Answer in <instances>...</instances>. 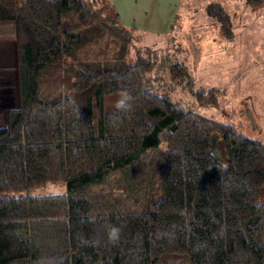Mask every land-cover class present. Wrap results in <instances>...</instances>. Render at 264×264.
<instances>
[{
	"label": "trees",
	"instance_id": "16d2710c",
	"mask_svg": "<svg viewBox=\"0 0 264 264\" xmlns=\"http://www.w3.org/2000/svg\"><path fill=\"white\" fill-rule=\"evenodd\" d=\"M133 30L110 0H0L18 88L0 124V264H264V143L172 100L195 81L186 61L135 43ZM48 68L61 85L43 93ZM192 90L211 101L217 87ZM122 93L127 113L115 108ZM162 142L149 207L98 211L92 187ZM47 184L65 190L33 193Z\"/></svg>",
	"mask_w": 264,
	"mask_h": 264
},
{
	"label": "rangeland",
	"instance_id": "374dc122",
	"mask_svg": "<svg viewBox=\"0 0 264 264\" xmlns=\"http://www.w3.org/2000/svg\"><path fill=\"white\" fill-rule=\"evenodd\" d=\"M226 2L232 6L228 12V20L224 18V11L219 10L220 7L211 0H192L188 6V11L192 8V20L184 19V5L179 15L182 26L167 33L168 37L147 35L142 38L138 31L136 36L133 30V41L158 46L171 60L186 61L195 81L191 87L178 84L168 91L172 100L181 105L193 106L212 118L231 122L236 129L257 137L264 143V5L256 9V18L251 20L244 17L243 6L250 9L244 0ZM204 8L212 10V13L202 20L199 15ZM185 24L188 25L187 28ZM158 75L155 83L164 85L168 79L167 71L162 68ZM199 84L217 87L211 101L204 99L210 95L198 97L192 90ZM60 85V72L52 68L44 70L41 77L43 93L55 91ZM17 105L15 40L10 33L1 34L0 124L5 120L6 109ZM216 143H220V139L217 134H213L214 150ZM164 148L165 143L162 142L158 147L145 152L138 162L126 170L113 173L99 185L93 186L104 197V201L99 203L98 211H140L149 207L159 193L158 170L163 162ZM220 159L223 161V156ZM64 190L65 184H47L35 189L33 193H57ZM261 191L264 195V186Z\"/></svg>",
	"mask_w": 264,
	"mask_h": 264
},
{
	"label": "crops",
	"instance_id": "0c3cea01",
	"mask_svg": "<svg viewBox=\"0 0 264 264\" xmlns=\"http://www.w3.org/2000/svg\"><path fill=\"white\" fill-rule=\"evenodd\" d=\"M116 11L118 12L120 21L139 32V36L145 38L147 35H157L164 37L171 30L172 32L177 30L176 28L181 27V22L179 20L180 11L185 5L184 19L192 20V8L188 11L189 2L192 0H110ZM209 0H207L208 2ZM216 3L219 10L224 11V18L228 20L230 18V13H228L232 6H230L227 0H211ZM245 2V0H244ZM246 4V3H245ZM247 5V4H246ZM264 5V3H263ZM262 5V6H263ZM248 6V5H247ZM261 6V7H262ZM243 6L244 17L254 20L256 18V9L248 6ZM260 8V7H259ZM250 10V11H249ZM212 10L208 11L203 9L201 11L202 20L207 19V15H211ZM198 12L199 11H194ZM213 17V16H212ZM217 17V16H215ZM218 16L217 18H219ZM223 17V16H222ZM242 17V16H240ZM227 18V19H226ZM176 26V27H175ZM187 24L185 27L187 28ZM137 35V33H136ZM168 37V36H166ZM165 37V38H166Z\"/></svg>",
	"mask_w": 264,
	"mask_h": 264
},
{
	"label": "clouds",
	"instance_id": "9594fccd",
	"mask_svg": "<svg viewBox=\"0 0 264 264\" xmlns=\"http://www.w3.org/2000/svg\"><path fill=\"white\" fill-rule=\"evenodd\" d=\"M132 97L127 93H122L121 98L116 101L115 108L120 112H129L132 109ZM109 240L112 243H117L120 238V229L112 227L108 233Z\"/></svg>",
	"mask_w": 264,
	"mask_h": 264
},
{
	"label": "water",
	"instance_id": "95a60500",
	"mask_svg": "<svg viewBox=\"0 0 264 264\" xmlns=\"http://www.w3.org/2000/svg\"><path fill=\"white\" fill-rule=\"evenodd\" d=\"M250 119H251V121H252V124H253V126H255L254 119L252 118V116H251V115H250Z\"/></svg>",
	"mask_w": 264,
	"mask_h": 264
}]
</instances>
